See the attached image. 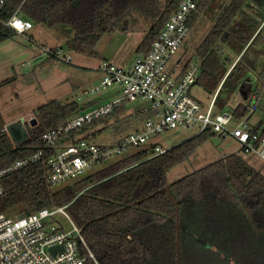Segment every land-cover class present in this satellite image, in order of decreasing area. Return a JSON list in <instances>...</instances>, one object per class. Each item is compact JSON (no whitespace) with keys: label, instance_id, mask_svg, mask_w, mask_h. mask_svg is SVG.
<instances>
[{"label":"trees","instance_id":"trees-1","mask_svg":"<svg viewBox=\"0 0 264 264\" xmlns=\"http://www.w3.org/2000/svg\"><path fill=\"white\" fill-rule=\"evenodd\" d=\"M179 1L5 0L0 6V43L16 35L4 22L18 12L32 22L66 25L73 31L66 46L96 55L101 36L115 30L119 17L134 7L154 19L136 47L137 54L144 53ZM195 1L196 8L188 18L189 30L211 3L220 0ZM246 1L223 0L217 19L196 46V81L204 86L211 79L220 81L228 70L223 68L218 52L220 40L232 37L240 43L236 58L260 32L257 29L261 20L244 9ZM244 52L230 62L231 70ZM12 79L1 80L0 86ZM220 89L214 94L212 111ZM94 101L53 99L40 105L37 122L27 123V137L18 143L3 129L0 114V167L37 149L44 150L43 159L3 177L0 213L13 216L25 210L67 204L68 213L82 229L95 257L88 258L86 264H178L177 248L179 264H264V174L243 155L231 152L170 182L166 179L169 168L184 161L214 135L209 128L161 153L142 147L70 183L50 187L45 180L47 158L55 152V146H46L43 132L64 124ZM122 108L118 106L71 133H62L57 144L73 141L81 134L93 140L101 128L89 129ZM232 110L234 119H240L248 113V106L239 103ZM251 129L264 134V114Z\"/></svg>","mask_w":264,"mask_h":264},{"label":"built area","instance_id":"built-area-1","mask_svg":"<svg viewBox=\"0 0 264 264\" xmlns=\"http://www.w3.org/2000/svg\"><path fill=\"white\" fill-rule=\"evenodd\" d=\"M5 0H0V6ZM196 8L195 0H180L154 39L151 47L138 53L127 65H115L101 60L97 70L101 73L99 84L86 93H104L111 87L117 88L104 102L94 104L69 118L64 124L45 130L42 134L46 146H55V152L47 158L46 183L50 187L64 184L80 176L86 169L119 154L130 145L150 147L154 154L167 148L149 141L170 128L199 125L198 132L209 128L220 136H232L244 153H255L264 160V134L252 130L245 120L233 124V110L213 113V100L206 107L190 94V86L196 81L199 60L195 66L179 67V60L171 63L189 32L188 18ZM19 34L31 28L29 19L14 12L4 22ZM42 47V46H41ZM46 54L57 57L61 48L42 47ZM69 62L71 57L63 55ZM148 99L154 113L143 126L112 144H97L93 140L76 135L73 141L57 144L62 133H71L84 124L99 118L127 101ZM36 116L28 113L22 118L31 125ZM37 120V119H36ZM6 130V125H3ZM44 150L13 160L0 167V197L4 193L3 177L22 167L43 159ZM67 204L45 206L29 211L23 216L0 213V264H86L88 258L95 260L82 229L66 209ZM65 219L68 227L63 223Z\"/></svg>","mask_w":264,"mask_h":264},{"label":"rangeland","instance_id":"rangeland-1","mask_svg":"<svg viewBox=\"0 0 264 264\" xmlns=\"http://www.w3.org/2000/svg\"><path fill=\"white\" fill-rule=\"evenodd\" d=\"M222 3L223 0L214 1L208 10L201 13L191 26L184 44L178 48L171 63L180 57L179 67L185 65L189 60L190 65L195 66V59L199 60L195 55L196 46L217 19L222 9ZM246 4L245 9L250 5V2ZM259 15L262 17V12ZM256 19L259 18L256 17ZM153 21L152 17L140 14L134 7L129 8L119 17L117 28L101 36L96 44V55H87L68 48L65 42L73 35V31L66 25L47 26L42 22L31 21L32 27L25 34L17 33L0 43V81L9 77L13 78L0 86V114L4 125L18 122L24 126L26 131L27 123L23 124L22 118L28 113L37 115V108L53 99L61 102L75 100L81 103L99 98L101 93H86L90 88L99 84L101 78V73L97 70L99 62L103 59L115 65H127L136 56V47ZM259 29L260 32L256 39L248 48L246 45L240 53L241 55L247 48L240 63L233 70H231L232 66L230 67L217 89L218 91L226 79L220 89L214 113L230 111L239 103L248 106V113L240 119L233 120V124L245 120L250 126H256L263 118L264 19ZM41 46H49L53 49L61 48V53L54 57L44 53ZM240 47V43L232 37H226L222 39V42L219 41L217 48L224 69L228 68ZM63 55H69L71 60L64 61ZM219 79H211L207 86L194 82L190 86V94L203 107H206ZM245 81H248L249 84L247 93L241 91V84ZM102 102L104 99L100 101V103ZM124 104V107L118 112L89 129L90 132L101 128L100 132L93 137V141L97 144L115 143L126 134L140 129L144 121L154 113L148 99L127 101ZM198 128V124L190 127H173L151 136L149 141L169 148L196 134ZM141 148L142 146L130 145L119 154L86 169L80 176L128 156ZM231 152L243 155L264 174L262 158L255 153L242 152L239 143L232 136H220L214 133L207 141L200 144L188 158L169 168L166 171V179L170 182ZM80 176H76L75 179ZM73 180L69 179L64 184ZM63 223L65 227H68L65 219H63Z\"/></svg>","mask_w":264,"mask_h":264},{"label":"water","instance_id":"water-1","mask_svg":"<svg viewBox=\"0 0 264 264\" xmlns=\"http://www.w3.org/2000/svg\"><path fill=\"white\" fill-rule=\"evenodd\" d=\"M197 82V81H195ZM241 91L243 93H247L249 91V84L246 82H243L241 84ZM37 122L36 118H33L31 121V125H34ZM6 131L11 138V140L15 143H18L22 140H24L27 137V132L24 130V126L21 123L18 122H12L6 125ZM29 211L25 210L22 212H19L16 214L17 217L23 216L24 214H27ZM177 259L179 264V250L177 248Z\"/></svg>","mask_w":264,"mask_h":264},{"label":"flooded vegetation","instance_id":"flooded-vegetation-1","mask_svg":"<svg viewBox=\"0 0 264 264\" xmlns=\"http://www.w3.org/2000/svg\"><path fill=\"white\" fill-rule=\"evenodd\" d=\"M250 2V5L247 6V8L245 9L249 14L253 15L254 17H261V15H259V13L262 12V14L264 15V0H247L244 4V6H246L248 3ZM243 6V7H244ZM246 83L248 84V81H246Z\"/></svg>","mask_w":264,"mask_h":264},{"label":"crops","instance_id":"crops-1","mask_svg":"<svg viewBox=\"0 0 264 264\" xmlns=\"http://www.w3.org/2000/svg\"><path fill=\"white\" fill-rule=\"evenodd\" d=\"M259 19L261 20V23H262V22H263V19H264V15H262L261 18L259 17ZM31 27H32V26H31ZM257 30H258V29H257ZM32 32H33V31H32ZM16 34H17V33H16ZM41 44H43V43H41ZM44 45H46V43H44ZM49 45H50V46H54V45H51V44H49ZM55 46H56V45H55ZM237 57H238V56H237ZM237 57H236V58H237ZM179 58H180V57L176 58V61L179 60ZM236 58H235V59H236ZM132 60H133V59H132ZM132 60H131V61H132ZM131 61H130V62H131ZM130 62H129V63H130ZM129 63H128V64H129ZM231 66H232V65H231ZM231 66L228 67V70L230 69ZM228 70H227V71H228ZM222 80H223V78L219 81V83H218V85H217V87H216L214 93H213V94L211 95V97H210V100L214 97V94L216 93V91H217V89H218V87H219V85H220V83H221ZM116 90H117V88H115V87H111V88H109L108 91H106V92L100 94L99 98H101V99H98L97 101H94V99H91V100L94 101V104H97V103H99L102 99L108 98V97H109L113 92H115ZM102 95H103V96H102ZM210 100H209V101H210ZM208 103H209V102H208ZM94 104H91L90 107L93 106ZM124 105H125V104H124ZM124 105H123V107H124ZM223 156H224V155H223ZM244 158H245V157H244ZM249 162H250V161H249ZM250 163H251V162H250Z\"/></svg>","mask_w":264,"mask_h":264}]
</instances>
